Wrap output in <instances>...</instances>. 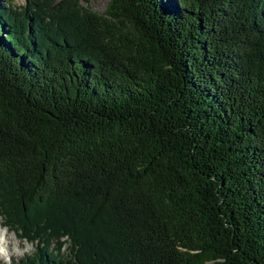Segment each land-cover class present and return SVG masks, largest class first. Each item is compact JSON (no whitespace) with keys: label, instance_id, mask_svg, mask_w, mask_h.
Returning a JSON list of instances; mask_svg holds the SVG:
<instances>
[{"label":"trees","instance_id":"16d2710c","mask_svg":"<svg viewBox=\"0 0 264 264\" xmlns=\"http://www.w3.org/2000/svg\"><path fill=\"white\" fill-rule=\"evenodd\" d=\"M89 1L0 3L12 264H264V0Z\"/></svg>","mask_w":264,"mask_h":264},{"label":"rangeland","instance_id":"374dc122","mask_svg":"<svg viewBox=\"0 0 264 264\" xmlns=\"http://www.w3.org/2000/svg\"><path fill=\"white\" fill-rule=\"evenodd\" d=\"M6 2H8V0H0L1 4H5ZM13 2L18 7L26 5V0H13ZM109 2L110 0H91L88 3L83 2V5L84 7H90L93 11L103 13ZM3 234H5L3 239L0 236V262L3 264H12L22 260L26 261L28 258L34 257L35 253L38 252L37 243L24 241V239L6 226L4 219L0 216V235ZM55 247H57V245H55ZM67 253L68 248L65 249V254Z\"/></svg>","mask_w":264,"mask_h":264},{"label":"bare ground","instance_id":"6f19581e","mask_svg":"<svg viewBox=\"0 0 264 264\" xmlns=\"http://www.w3.org/2000/svg\"><path fill=\"white\" fill-rule=\"evenodd\" d=\"M1 237H2V239H3V237L5 236V234H3V235H0ZM7 236V235H6ZM5 240H6V238H5ZM3 241V240H2ZM6 242V241H5ZM6 253V252H5Z\"/></svg>","mask_w":264,"mask_h":264}]
</instances>
